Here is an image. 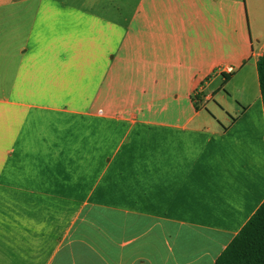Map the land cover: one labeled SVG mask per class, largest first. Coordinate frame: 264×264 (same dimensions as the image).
<instances>
[{"label":"crops","instance_id":"0c3cea01","mask_svg":"<svg viewBox=\"0 0 264 264\" xmlns=\"http://www.w3.org/2000/svg\"><path fill=\"white\" fill-rule=\"evenodd\" d=\"M237 1L0 0V264H215L264 201L261 90L195 106Z\"/></svg>","mask_w":264,"mask_h":264},{"label":"rangeland","instance_id":"374dc122","mask_svg":"<svg viewBox=\"0 0 264 264\" xmlns=\"http://www.w3.org/2000/svg\"><path fill=\"white\" fill-rule=\"evenodd\" d=\"M59 3L63 2L66 7L71 8H84L92 7L93 10L97 12L104 13L106 17L119 18L124 20L126 23V18H131L134 14L141 13L143 11V6L146 7L148 1L150 0H55ZM247 0L237 1V8H241V16L237 11L235 13V18L232 20L230 13L227 16V25H225L226 31V47L227 50L224 52L222 59L224 64L227 62L229 65H232L235 68L233 75L221 73V69H216L214 73L206 76L205 88L202 90L203 93L200 96V100L196 103V108L209 112V110H214L220 112L223 107L222 103L229 109H234L239 106L240 99L244 102L248 100L251 101L259 93V84H258V72L256 60L251 56L253 51H258L261 44L264 42V19L259 16L251 15V20L248 16V11L246 8ZM250 1V0H249ZM248 1V2H249ZM250 5V4H249ZM253 10V8L250 7ZM235 24L239 30L237 33L232 32L233 26ZM241 25V26H239ZM234 31V30H233ZM232 38H235V50L234 53H237V59L234 61L230 58L232 50L229 48L233 46L230 42ZM123 58V57H122ZM247 61L245 65L242 63ZM226 76H229L228 81L226 82ZM198 85L197 89H199ZM215 93V98L210 101H204V93ZM222 95L227 97L228 102H223ZM234 115V112H233Z\"/></svg>","mask_w":264,"mask_h":264},{"label":"trees","instance_id":"16d2710c","mask_svg":"<svg viewBox=\"0 0 264 264\" xmlns=\"http://www.w3.org/2000/svg\"><path fill=\"white\" fill-rule=\"evenodd\" d=\"M257 69L264 106V51L258 57ZM215 264H264V201L219 255Z\"/></svg>","mask_w":264,"mask_h":264},{"label":"built area","instance_id":"2783aa9c","mask_svg":"<svg viewBox=\"0 0 264 264\" xmlns=\"http://www.w3.org/2000/svg\"><path fill=\"white\" fill-rule=\"evenodd\" d=\"M235 71V68L232 65H226L222 68V72L226 74H231Z\"/></svg>","mask_w":264,"mask_h":264}]
</instances>
